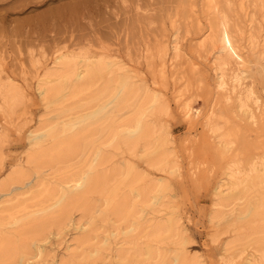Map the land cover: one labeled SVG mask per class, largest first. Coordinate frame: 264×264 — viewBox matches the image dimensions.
<instances>
[{"label":"rangeland","instance_id":"374dc122","mask_svg":"<svg viewBox=\"0 0 264 264\" xmlns=\"http://www.w3.org/2000/svg\"><path fill=\"white\" fill-rule=\"evenodd\" d=\"M76 1L0 0V78L17 87L25 103L12 116L0 112V185L14 171L30 168L28 156L41 147L32 137L58 106L37 91L43 73L60 51L89 52L133 72L136 82L160 94L159 113L151 120L169 135V160L178 172L162 174L139 157L132 160L168 186L156 215L158 221H176L183 240L167 241L164 252L189 264H225L230 257L233 264H251L264 248V234L253 222L259 220L264 229V219L229 218L218 225L211 218L227 212L216 206V188L226 181L232 162L264 172V0H99L74 8ZM224 22L240 59H230L218 75ZM85 37L102 41L88 43ZM222 73L224 90L217 86ZM79 96L88 105L92 90ZM244 100L247 113L239 108ZM122 159L120 152L116 161ZM10 206H0L4 243L11 230L2 222ZM74 220H83L82 213ZM79 235L72 229L61 239L51 238L45 257L31 264H69ZM227 245L233 246L228 253ZM113 250H103L101 259L89 264H113Z\"/></svg>","mask_w":264,"mask_h":264},{"label":"bare ground","instance_id":"6f19581e","mask_svg":"<svg viewBox=\"0 0 264 264\" xmlns=\"http://www.w3.org/2000/svg\"><path fill=\"white\" fill-rule=\"evenodd\" d=\"M98 1L77 0L74 8ZM85 16L92 23L89 14ZM222 25L218 75L230 59H240L228 25ZM83 41L102 40L85 37ZM135 79L133 72H124L118 64L89 52H58L37 85L41 98L49 103L55 99L58 105L32 137L37 141L34 145L41 147L28 156V170L14 171L0 185V206L11 205L2 222L11 231L5 243L0 240V264H31L45 255L51 238L61 239L72 229L80 235L75 259L69 264L95 263L107 249H114L113 264H189L179 254L168 257L164 252L167 241L178 244L183 240L176 221H158L156 215L168 190L165 178L151 179L132 160L139 157L162 174L178 172L169 160V135L151 120L159 113L160 94ZM217 79L218 88L224 90V73ZM90 90L92 97L86 105L79 95ZM24 104L18 88L0 78V112L12 116ZM239 108L247 113V102L241 101ZM120 152L123 159L116 161ZM227 170L226 181L216 188V206L227 212L220 210L211 220L218 225L229 218L263 221L264 189L260 192L259 187L264 184V172L257 165L247 169L235 161ZM28 207L37 210L26 212ZM76 212L82 213L83 220H74ZM258 222H253L255 229L264 234ZM232 248L227 245L225 250L228 253ZM233 263L231 257L225 261ZM250 263L264 264V248Z\"/></svg>","mask_w":264,"mask_h":264}]
</instances>
